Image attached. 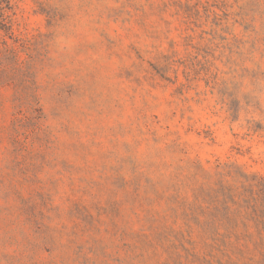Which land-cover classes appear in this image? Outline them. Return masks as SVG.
<instances>
[{
	"label": "rangeland",
	"instance_id": "374dc122",
	"mask_svg": "<svg viewBox=\"0 0 264 264\" xmlns=\"http://www.w3.org/2000/svg\"><path fill=\"white\" fill-rule=\"evenodd\" d=\"M238 170L264 0H0V264H264L262 193L210 199Z\"/></svg>",
	"mask_w": 264,
	"mask_h": 264
},
{
	"label": "trees",
	"instance_id": "16d2710c",
	"mask_svg": "<svg viewBox=\"0 0 264 264\" xmlns=\"http://www.w3.org/2000/svg\"><path fill=\"white\" fill-rule=\"evenodd\" d=\"M227 175H232L231 173H228ZM235 176H238L239 179H242V187L245 189L240 192L239 198L236 199V196L233 194V191L230 190L229 185L221 184L220 191L217 190L214 195L211 196L210 199H213L211 202L218 200V203H216L214 208L218 210L219 206H223L225 210H230V208L234 205H238L241 209L246 208H253L256 210L258 207L257 201L259 192L262 193L264 196V177L263 176H256L248 174L247 172L243 170H238L235 172ZM258 189L257 196H255L254 189ZM250 193V194H249ZM208 202V203H211ZM250 205V206H248ZM243 207V208H242ZM237 210V209H236ZM260 221L262 218L258 216H251L249 214H245V218H250ZM210 219L215 222L218 221L219 218H216L215 216H211Z\"/></svg>",
	"mask_w": 264,
	"mask_h": 264
}]
</instances>
